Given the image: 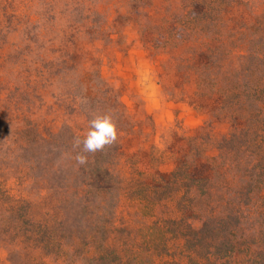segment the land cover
I'll return each instance as SVG.
<instances>
[{"label": "rangeland", "instance_id": "1", "mask_svg": "<svg viewBox=\"0 0 264 264\" xmlns=\"http://www.w3.org/2000/svg\"><path fill=\"white\" fill-rule=\"evenodd\" d=\"M245 1L264 16V0ZM179 8L180 0H0V264H197L173 243L158 256L133 237L122 258L106 252L129 211L113 176L125 150L161 145L175 125H211L215 141L230 135L228 121L162 86L167 56L155 49V24L161 9ZM257 35L253 50L264 46ZM254 184L235 259L254 253L264 264V185ZM37 221L51 235L36 238Z\"/></svg>", "mask_w": 264, "mask_h": 264}, {"label": "trees", "instance_id": "2", "mask_svg": "<svg viewBox=\"0 0 264 264\" xmlns=\"http://www.w3.org/2000/svg\"><path fill=\"white\" fill-rule=\"evenodd\" d=\"M248 5L180 0L176 13L161 9L166 16L155 24V49L167 56L162 86L211 120L228 121L230 135L215 141L211 125L190 133L175 125L164 131L161 145L124 151L113 176L130 205L127 217L112 225L118 239L106 251L112 257L122 258L133 237L137 249L152 245L158 256H169L173 243L197 264H254V253L235 259L254 206L251 184L264 185L263 42L253 50L263 39L257 34L264 16L251 14ZM166 160L174 164L168 173L160 170ZM49 228L48 221H37L32 232L48 237Z\"/></svg>", "mask_w": 264, "mask_h": 264}]
</instances>
